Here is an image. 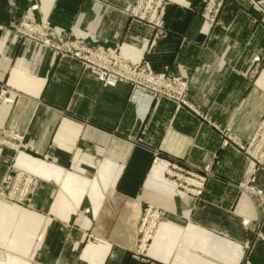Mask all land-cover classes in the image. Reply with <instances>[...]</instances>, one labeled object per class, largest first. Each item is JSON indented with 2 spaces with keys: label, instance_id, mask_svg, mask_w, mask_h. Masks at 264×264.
<instances>
[{
  "label": "crops",
  "instance_id": "obj_1",
  "mask_svg": "<svg viewBox=\"0 0 264 264\" xmlns=\"http://www.w3.org/2000/svg\"><path fill=\"white\" fill-rule=\"evenodd\" d=\"M133 1L0 0V91L12 99L0 127L24 137L18 151L0 146V189L11 164L38 179L30 205L0 196V264H264L254 231L264 211L234 185L252 163L222 145L224 132L249 140L264 116V19L227 0L210 27L201 0H167L154 28L130 17ZM24 18L182 77L203 116L128 83L103 86L80 61L22 38ZM153 149L212 162L218 177L196 200L164 180ZM140 202L165 211L145 258L133 254Z\"/></svg>",
  "mask_w": 264,
  "mask_h": 264
},
{
  "label": "built area",
  "instance_id": "obj_2",
  "mask_svg": "<svg viewBox=\"0 0 264 264\" xmlns=\"http://www.w3.org/2000/svg\"><path fill=\"white\" fill-rule=\"evenodd\" d=\"M227 0H201V17L210 27L218 24L219 15ZM260 11L262 8L251 0ZM168 6L167 0H134L128 10L132 19L148 24L154 28L163 26V14ZM38 8L33 3L32 10ZM5 26L0 23V31ZM14 29L22 37L40 43L51 49L58 57H71L80 61L82 66L95 72L103 86H112L119 83H128L132 89L148 92L154 99H169L181 107L203 116L195 104L188 99V81L171 73L158 75L142 64H134L125 60L118 52L106 51L72 38L70 35H61L53 38L49 26L38 20L22 19ZM10 91H0V103L10 101ZM23 135L0 127V146L18 151L23 145ZM236 144L239 151L244 153L254 164L256 169L264 165V118L259 122L253 136L246 142L234 139L230 133L224 132L222 145ZM253 159V160H252ZM151 164L164 169V180L174 187L183 190L194 199H200L210 178L216 176L213 163L204 166H193L176 157L165 155L160 149H153ZM37 177L31 173L17 169L11 164L8 172L3 176L0 196L20 204L30 205L37 186ZM7 187V189H3ZM236 187L259 197L260 205L264 211V188L256 184L255 174L236 184ZM140 219L137 226L136 247L133 254L145 258L151 242L158 230L165 211L150 203L139 204ZM264 218L256 225L255 237L264 241ZM252 241L244 245L247 250Z\"/></svg>",
  "mask_w": 264,
  "mask_h": 264
},
{
  "label": "rangeland",
  "instance_id": "obj_3",
  "mask_svg": "<svg viewBox=\"0 0 264 264\" xmlns=\"http://www.w3.org/2000/svg\"><path fill=\"white\" fill-rule=\"evenodd\" d=\"M247 1H249V2H251V0H247ZM256 2H257V0H255ZM252 3V2H251ZM258 3V2H257ZM259 4V3H258ZM252 5L253 6H255L256 8H257V10H258V12H259V14H261V17L264 19V4H259L260 5V7L262 8V11H260L259 9H258V7L255 5V4H253L252 3ZM263 118H264V116H263ZM262 118V119H263ZM261 119V120H262ZM260 120V121H261ZM13 150V149H12ZM244 154V153H243ZM245 155V154H244ZM246 156V155H245ZM247 157V156H246ZM247 159L252 163V168H251V171H250V174H255V177H256V184H258L261 188H264V185L261 183L260 184V182H259V179H258V173H259V171L261 170V169H263L264 168V165L262 166V167H260V168H258V169H256V168H254L255 167V164L247 157ZM253 160V159H252ZM207 164V163H206ZM202 166H204V165H202ZM16 167V166H15ZM17 168V167H16ZM21 170V169H20ZM216 173V172H215ZM249 174V175H250ZM216 176H217V174H216ZM249 177V176H248ZM247 177V178H248ZM246 178V179H247ZM246 179H241V180H239V181H236L235 183H234V185H235V187H236V184L238 183V182H240V181H244V180H246ZM245 192V191H244ZM245 193H247V192H245ZM247 195H249L251 198H254L256 201H257V203L258 204H260V202H259V197H257V196H254V195H252V194H249V193H247ZM202 197V196H201ZM196 200H199V199H196ZM261 206V205H260ZM262 208V207H261ZM263 210V209H262ZM256 229V228H255ZM263 231H264V228H263ZM249 249V248H248ZM245 251H247V250H245Z\"/></svg>",
  "mask_w": 264,
  "mask_h": 264
}]
</instances>
